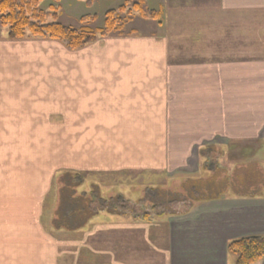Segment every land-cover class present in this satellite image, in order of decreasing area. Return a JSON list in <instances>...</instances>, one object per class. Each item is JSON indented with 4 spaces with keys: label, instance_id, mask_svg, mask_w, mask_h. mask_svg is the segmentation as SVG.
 Masks as SVG:
<instances>
[{
    "label": "crops",
    "instance_id": "obj_1",
    "mask_svg": "<svg viewBox=\"0 0 264 264\" xmlns=\"http://www.w3.org/2000/svg\"><path fill=\"white\" fill-rule=\"evenodd\" d=\"M160 1L161 24L73 51L0 23V264H235L228 242L264 235V196L229 192L155 215L119 196L130 208L76 229L58 218L70 172L191 180L215 148L264 161V0Z\"/></svg>",
    "mask_w": 264,
    "mask_h": 264
},
{
    "label": "rangeland",
    "instance_id": "obj_2",
    "mask_svg": "<svg viewBox=\"0 0 264 264\" xmlns=\"http://www.w3.org/2000/svg\"><path fill=\"white\" fill-rule=\"evenodd\" d=\"M86 1L87 0H60V2L58 3L59 13L57 20L60 23H64V25L72 27H78L80 25L101 27L103 24L104 13L109 9L118 8L120 5L124 4L126 0H93L91 5L88 4L89 6L86 5ZM159 3H161L160 0ZM50 4H52V0H42L39 6L40 8L48 9ZM149 5L152 7H157L158 2L154 3L153 0H149ZM163 7L166 13L167 10L165 8L164 2ZM83 15H95V19H86L84 21H81L80 18ZM147 22L156 21L135 17L133 19V22L131 21L127 23L123 34L111 33L108 36L127 35L128 33H130L129 30L134 27L139 30V33L141 32L140 30H143L142 32H144L146 31L147 27L152 26L151 24L148 25ZM101 38L104 37H98L95 42L101 40ZM52 133V144L54 141H56L54 142L55 146L53 145V149L55 151L54 157H56V159L60 161L61 159L60 154L58 153V141H62L61 132ZM67 135L68 140L66 141L69 142L70 148V151H68V158L74 161V159H77V154L75 150V152H71V150H73L71 143L73 133H69ZM44 136L45 132L38 134L37 137L33 139L37 140V142L39 140L40 142L44 139ZM76 138L77 132H75L73 139ZM47 139H49L48 136ZM89 141H86L85 149L89 148ZM34 146L38 147L40 145L35 144ZM246 149L247 148H245V150ZM210 155L213 160L210 162L206 161V163L200 164L202 167L200 166L199 173H201L199 174V176L194 175L192 178H190L191 180H189L187 177L185 180H180V178L177 176L166 178V180L164 179V176H162V174H156L152 172V170H145L143 171V174L140 175L130 170H124L122 172H116L114 174H104L102 171L105 170L91 171L83 169L80 171L78 170L79 173H68L70 174L68 175V178H66L68 186H66V188L64 189V193L67 190L68 198L67 200L65 198L63 200V205L61 207V209H63V212L61 211L59 204H53L52 207L53 209L54 207L56 209H60V211H58V214L60 216H68V222L70 225H77L81 220H77L75 216L76 213L79 212L78 209H81V211L83 212V206H86L88 209L90 208V213H93L90 218L88 217V222L93 219L92 216L94 215L98 216H96L92 220L93 222L98 218L100 219V216L105 214L103 211L104 209H109L108 211L110 212H113L116 209L119 211H123L124 208L127 207V204L130 208V204L128 203V201L126 202L119 196L124 197L125 199L130 200L134 203L139 202V200L143 203L146 202L144 211H148L146 213H148L149 215L158 214V212H161L162 210H176L178 207H186L188 206V203L193 202L192 197L197 198L198 196H203L201 194L194 193H211L210 195L212 196H214L215 194H222L225 196V193L229 192L234 196L238 194L239 196L243 195L244 198L242 199L245 200L248 199V196L250 197V195L264 196L263 160H261L258 165L257 163L254 164V162H252L254 159L253 156L247 154L244 157L238 158L239 161L244 160V162L235 164L236 162L233 163L234 157L232 158L230 152L226 148H222L221 150L219 148H215V151H213V153L210 152ZM215 160L216 169L220 168V172L223 171V173H217L216 170L214 172H203L205 171V169L213 168ZM258 168L263 170V172L259 171ZM65 171L66 168L54 170L57 176L63 174V176H59L57 181H60V178L64 177ZM146 171L148 172L146 173ZM76 174L79 176V178H77V176H74ZM101 174H104V176H101ZM109 175H111V181ZM258 178L260 179L258 180ZM165 181L167 183L164 185L163 183H165ZM227 183L229 185H227ZM58 185V189H63V185H61L60 183L57 184V186ZM191 186H194L192 190ZM159 187L167 191V193H163L162 191L159 192ZM134 206L135 205H131V208L134 209ZM152 206L154 207L152 208ZM138 212L140 211L138 210Z\"/></svg>",
    "mask_w": 264,
    "mask_h": 264
},
{
    "label": "trees",
    "instance_id": "obj_3",
    "mask_svg": "<svg viewBox=\"0 0 264 264\" xmlns=\"http://www.w3.org/2000/svg\"><path fill=\"white\" fill-rule=\"evenodd\" d=\"M41 1L0 0V23L6 27L10 40L18 41L27 37L51 39L73 51L95 42L98 37H107L111 33L123 34L127 23L135 17L154 20L158 24L162 22V11L149 7L147 0H126L118 8L104 13L101 27H72L57 20L60 0H52L48 9L40 8ZM92 1L87 0L86 5H91ZM86 19L94 20L95 15H83L80 18L81 21ZM83 209V212L78 209L80 214L77 212L75 216L81 220L80 223L86 222L93 214L86 206ZM58 218H61L59 214ZM68 228L76 229L78 226L71 224ZM227 250L235 255V264H256L264 258V235L251 234L232 239L227 244Z\"/></svg>",
    "mask_w": 264,
    "mask_h": 264
},
{
    "label": "flooded vegetation",
    "instance_id": "obj_4",
    "mask_svg": "<svg viewBox=\"0 0 264 264\" xmlns=\"http://www.w3.org/2000/svg\"><path fill=\"white\" fill-rule=\"evenodd\" d=\"M74 173V172H73ZM75 174V173H74ZM77 178H79V176L76 174Z\"/></svg>",
    "mask_w": 264,
    "mask_h": 264
}]
</instances>
